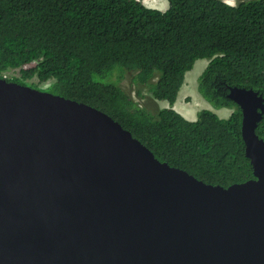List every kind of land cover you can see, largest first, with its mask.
Returning a JSON list of instances; mask_svg holds the SVG:
<instances>
[{
  "label": "water",
  "instance_id": "1",
  "mask_svg": "<svg viewBox=\"0 0 264 264\" xmlns=\"http://www.w3.org/2000/svg\"><path fill=\"white\" fill-rule=\"evenodd\" d=\"M229 97L254 177L224 187L88 103L0 77V264H264V96Z\"/></svg>",
  "mask_w": 264,
  "mask_h": 264
},
{
  "label": "trees",
  "instance_id": "2",
  "mask_svg": "<svg viewBox=\"0 0 264 264\" xmlns=\"http://www.w3.org/2000/svg\"><path fill=\"white\" fill-rule=\"evenodd\" d=\"M202 58L210 62L199 91L233 108L228 118L203 109L189 120L173 107ZM10 69L20 76L9 80L50 82L48 91L108 113L159 160L206 183L254 177L242 110L229 92L264 96V0H169L165 11L142 0H0V77ZM129 71L171 106L156 113L140 106L121 85ZM257 133L264 139V114Z\"/></svg>",
  "mask_w": 264,
  "mask_h": 264
},
{
  "label": "rangeland",
  "instance_id": "3",
  "mask_svg": "<svg viewBox=\"0 0 264 264\" xmlns=\"http://www.w3.org/2000/svg\"><path fill=\"white\" fill-rule=\"evenodd\" d=\"M169 8V0H164ZM231 4H238L245 0H225ZM161 10V9H160ZM210 59L202 58L195 62L194 67L185 75V82L179 92L178 98L173 107L189 120H196L199 113L203 109L212 110L221 118H228L234 111L229 107H216L210 101L206 100L199 91V80L205 68L208 66ZM7 78L20 76L19 69H10L4 74ZM156 82V80L154 81ZM153 82V83H154ZM30 86L35 84L39 89L47 90L50 82H40L37 78H32L26 81ZM122 87L126 92L142 107L149 109L152 112H158L161 109L170 107L171 104L167 100L157 99L153 93L148 90V87L141 86L134 81V73L126 72L125 77L121 80ZM185 109H181L180 107Z\"/></svg>",
  "mask_w": 264,
  "mask_h": 264
},
{
  "label": "crops",
  "instance_id": "4",
  "mask_svg": "<svg viewBox=\"0 0 264 264\" xmlns=\"http://www.w3.org/2000/svg\"><path fill=\"white\" fill-rule=\"evenodd\" d=\"M142 2L151 8L161 9L162 11L167 10L168 5L164 0H142ZM180 107V105H179ZM181 109H185L184 107H180Z\"/></svg>",
  "mask_w": 264,
  "mask_h": 264
},
{
  "label": "built area",
  "instance_id": "5",
  "mask_svg": "<svg viewBox=\"0 0 264 264\" xmlns=\"http://www.w3.org/2000/svg\"><path fill=\"white\" fill-rule=\"evenodd\" d=\"M6 77V76H5Z\"/></svg>",
  "mask_w": 264,
  "mask_h": 264
}]
</instances>
